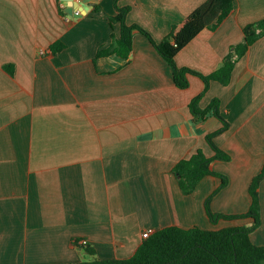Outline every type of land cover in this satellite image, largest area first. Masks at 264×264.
I'll list each match as a JSON object with an SVG mask.
<instances>
[{
	"label": "crops",
	"instance_id": "0c3cea01",
	"mask_svg": "<svg viewBox=\"0 0 264 264\" xmlns=\"http://www.w3.org/2000/svg\"><path fill=\"white\" fill-rule=\"evenodd\" d=\"M203 1L120 4L130 6L127 24L160 42ZM67 4L79 15L65 13ZM114 14L113 0H0V264L76 262L90 255L86 247L94 257L124 258L145 230L252 220L210 221L204 202L220 186L219 175L181 191L173 166L197 149L212 157L205 135L222 123L211 113L191 114L189 102L204 82L188 74V86L177 87L167 62L137 29L127 58L96 56L111 34L119 36V23L108 20ZM262 18L264 0H235L217 27L203 28L177 51L175 63L211 73L242 41L243 26ZM56 40L64 47L52 53ZM213 98L228 123L213 141L229 158L209 163L226 177L209 208L243 213L264 162V34L236 59L227 84L209 81L199 107ZM258 195L261 221L250 239L262 245L264 177Z\"/></svg>",
	"mask_w": 264,
	"mask_h": 264
},
{
	"label": "trees",
	"instance_id": "16d2710c",
	"mask_svg": "<svg viewBox=\"0 0 264 264\" xmlns=\"http://www.w3.org/2000/svg\"><path fill=\"white\" fill-rule=\"evenodd\" d=\"M123 0H113L115 14L108 16L109 22H118L120 25L119 36L111 34L108 46L97 50L96 56L117 54L127 58L132 50V31H140L171 69L173 82L179 88L188 86V74L199 76L204 82V89L194 96L189 102V110L196 117H204L211 113L219 119L222 125L205 135L206 141L214 150L212 157H206L200 149H197L189 157L180 159L172 168L181 191L191 193L198 181L207 174L219 175L221 184L209 194L204 202L207 216L212 222L219 218L233 219L243 216L250 217V225H233L219 229H204L198 226L183 228L179 226H166L143 238L134 253L124 258L101 259L92 256L89 260L55 264H264V244L258 245L251 241L250 233L260 224V204L258 185L264 177V162L260 171L251 179L249 194L251 202L246 212L238 214H223L213 212L209 208V200L218 189L226 183V177L211 170L209 163L212 159L227 160L229 155L223 152L213 141L215 134L227 128L228 123L219 113V100L213 98L204 108L199 107V100L204 94L209 81L215 80L221 84H227L231 71L238 57L243 55L248 47L264 34V18L243 26V39L232 46L224 56L219 68L209 74H202L188 67L178 66L174 56L179 49L185 46L203 28H215L233 10L235 0H205L194 8L180 22L172 24L169 33L156 42L151 35L137 24H127L125 15L130 6L120 4ZM99 11L100 7L95 6ZM64 44L56 40L50 45L52 53L60 51ZM6 67V66H5ZM90 255L94 250L86 247Z\"/></svg>",
	"mask_w": 264,
	"mask_h": 264
},
{
	"label": "water",
	"instance_id": "95a60500",
	"mask_svg": "<svg viewBox=\"0 0 264 264\" xmlns=\"http://www.w3.org/2000/svg\"><path fill=\"white\" fill-rule=\"evenodd\" d=\"M65 1H69V0H65ZM63 11L69 15H79L77 13H79L78 9H75L73 4H67L66 7L63 8Z\"/></svg>",
	"mask_w": 264,
	"mask_h": 264
},
{
	"label": "built area",
	"instance_id": "2783aa9c",
	"mask_svg": "<svg viewBox=\"0 0 264 264\" xmlns=\"http://www.w3.org/2000/svg\"><path fill=\"white\" fill-rule=\"evenodd\" d=\"M151 233H152L151 230H145V231H143L142 234H141L142 235V238L148 237ZM86 243H87V241L85 239L80 240V244L85 245Z\"/></svg>",
	"mask_w": 264,
	"mask_h": 264
},
{
	"label": "rangeland",
	"instance_id": "374dc122",
	"mask_svg": "<svg viewBox=\"0 0 264 264\" xmlns=\"http://www.w3.org/2000/svg\"><path fill=\"white\" fill-rule=\"evenodd\" d=\"M243 217H246V216H243ZM211 221V220H210ZM212 222V221H211ZM251 222H252V220H251ZM251 222H250V224H251ZM250 224H248V225H250ZM255 230V229H254ZM252 232V231H251ZM91 255H88V254H86L85 253V258H82L81 260H89V259H91Z\"/></svg>",
	"mask_w": 264,
	"mask_h": 264
}]
</instances>
